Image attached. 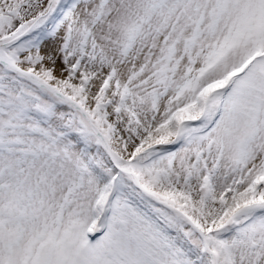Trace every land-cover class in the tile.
<instances>
[{
    "label": "snow or ice",
    "instance_id": "6c2138e0",
    "mask_svg": "<svg viewBox=\"0 0 264 264\" xmlns=\"http://www.w3.org/2000/svg\"><path fill=\"white\" fill-rule=\"evenodd\" d=\"M0 264H264V0H0Z\"/></svg>",
    "mask_w": 264,
    "mask_h": 264
}]
</instances>
